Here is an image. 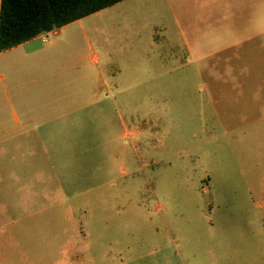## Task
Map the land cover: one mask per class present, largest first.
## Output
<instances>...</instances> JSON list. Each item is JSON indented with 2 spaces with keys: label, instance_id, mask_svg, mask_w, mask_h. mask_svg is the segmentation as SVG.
<instances>
[{
  "label": "rangeland",
  "instance_id": "rangeland-1",
  "mask_svg": "<svg viewBox=\"0 0 264 264\" xmlns=\"http://www.w3.org/2000/svg\"><path fill=\"white\" fill-rule=\"evenodd\" d=\"M59 31L69 75L31 129L57 138L0 140V264H264V0Z\"/></svg>",
  "mask_w": 264,
  "mask_h": 264
},
{
  "label": "crops",
  "instance_id": "crops-1",
  "mask_svg": "<svg viewBox=\"0 0 264 264\" xmlns=\"http://www.w3.org/2000/svg\"><path fill=\"white\" fill-rule=\"evenodd\" d=\"M64 43L37 37L0 52V140L57 138L36 136L31 129L37 114L51 112L55 91L69 75L62 73L59 63L54 70V59L62 58Z\"/></svg>",
  "mask_w": 264,
  "mask_h": 264
},
{
  "label": "trees",
  "instance_id": "trees-1",
  "mask_svg": "<svg viewBox=\"0 0 264 264\" xmlns=\"http://www.w3.org/2000/svg\"><path fill=\"white\" fill-rule=\"evenodd\" d=\"M125 0H2L0 52Z\"/></svg>",
  "mask_w": 264,
  "mask_h": 264
},
{
  "label": "built area",
  "instance_id": "built-area-1",
  "mask_svg": "<svg viewBox=\"0 0 264 264\" xmlns=\"http://www.w3.org/2000/svg\"><path fill=\"white\" fill-rule=\"evenodd\" d=\"M58 34H59L58 29H54V30H52V31L45 32V33L41 34L39 37H40L44 42H47V41H49V37H50L51 35L57 36Z\"/></svg>",
  "mask_w": 264,
  "mask_h": 264
}]
</instances>
